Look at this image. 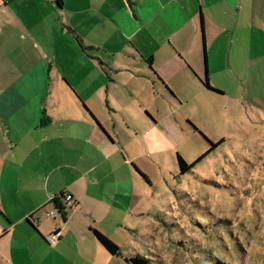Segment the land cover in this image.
<instances>
[{
  "label": "crops",
  "instance_id": "0c3cea01",
  "mask_svg": "<svg viewBox=\"0 0 264 264\" xmlns=\"http://www.w3.org/2000/svg\"><path fill=\"white\" fill-rule=\"evenodd\" d=\"M175 1L121 0L113 9L100 0H53L56 6L0 0V12L12 13L3 22L0 53L21 59L43 47L52 59L37 63L42 78L30 63L19 67L28 75L6 77L0 87V264H86L79 232L106 251L94 230L105 235L102 225L121 216L125 202L145 210L133 183L137 173L152 178L144 149L158 152L163 118L216 92L191 29L198 18L206 25L207 14L203 7L191 14ZM41 9L55 17L52 30ZM206 75L212 89L202 83ZM66 193L76 206L61 215L52 199ZM86 221L95 226L86 231ZM56 231L52 245L48 237Z\"/></svg>",
  "mask_w": 264,
  "mask_h": 264
},
{
  "label": "rangeland",
  "instance_id": "374dc122",
  "mask_svg": "<svg viewBox=\"0 0 264 264\" xmlns=\"http://www.w3.org/2000/svg\"><path fill=\"white\" fill-rule=\"evenodd\" d=\"M100 1L111 3L113 9L121 2ZM175 3L198 16L203 7L207 14L206 25L198 18L191 29L202 59L207 54L216 92L205 91L201 99L193 97L182 110L163 118L162 133L154 144L158 152L151 155L144 149L142 162L152 178L139 176L132 166L138 175L133 183L142 199L139 206L145 210L125 202L121 216L102 225L120 248L118 255L103 250L92 235L85 240L79 232L80 256L86 264H128L131 254L149 257L152 264H211L215 259L218 264H264V5L261 0H243L241 5L236 0ZM6 10V15L0 12V32L12 14ZM41 13L50 21L45 27L52 30L55 17L49 10ZM17 23L20 33L29 36L26 26ZM189 34L184 28L183 35ZM113 36L123 39L119 33ZM67 51L71 53L70 48ZM44 56L43 47L21 59L0 53V87L6 77L14 82L28 75L19 71L20 66L31 63L32 75H39L37 63L52 60ZM7 65H15L16 71ZM211 142L218 146L198 161L211 149ZM178 155L193 165L184 174ZM86 223V231L95 226ZM65 263L71 264L67 259Z\"/></svg>",
  "mask_w": 264,
  "mask_h": 264
},
{
  "label": "trees",
  "instance_id": "16d2710c",
  "mask_svg": "<svg viewBox=\"0 0 264 264\" xmlns=\"http://www.w3.org/2000/svg\"><path fill=\"white\" fill-rule=\"evenodd\" d=\"M202 83L204 84V86H206L207 88L212 89V86L210 85L209 82V78L208 75H206L205 79L202 80ZM212 143V142H211ZM218 146V143H212L211 144V149H209L198 161H200L201 159H203L204 157H206L210 152H212L216 147ZM178 161H179V165H180V173L184 174L187 171H189L193 165H189L185 159L182 158V156L178 155ZM144 177L146 178V176L144 175ZM52 204L54 205L55 209L61 214V215H65L66 210H67V206L65 204L64 201V194H60L58 196H55L52 199ZM30 222V218L28 219ZM33 222V221H32ZM31 222V223H32ZM34 223V222H33ZM32 223V224H33ZM95 236L97 238V240L100 242V244L106 249L107 252H109L112 255H118L120 254V248L118 247V245L112 240L110 239L108 236L102 234L101 232H99L98 230H94ZM216 260V259H215ZM212 261L210 260V263L214 264H218V261ZM126 261L128 262V264H152L153 260L149 257H146L144 255L141 254H131L129 256L126 257Z\"/></svg>",
  "mask_w": 264,
  "mask_h": 264
},
{
  "label": "built area",
  "instance_id": "2783aa9c",
  "mask_svg": "<svg viewBox=\"0 0 264 264\" xmlns=\"http://www.w3.org/2000/svg\"><path fill=\"white\" fill-rule=\"evenodd\" d=\"M64 201L67 207H75L76 206V202L74 201V197L72 194L70 193H66L64 194ZM51 216H55V212L51 211L50 212ZM60 237V232L56 231L54 232L50 237H48V241L50 244H55L57 242V240Z\"/></svg>",
  "mask_w": 264,
  "mask_h": 264
}]
</instances>
